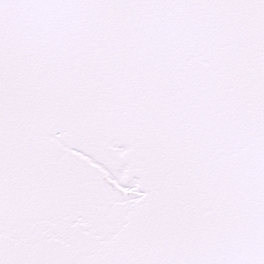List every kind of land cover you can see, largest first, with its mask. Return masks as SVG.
Returning <instances> with one entry per match:
<instances>
[{
    "label": "snow or ice",
    "instance_id": "obj_1",
    "mask_svg": "<svg viewBox=\"0 0 264 264\" xmlns=\"http://www.w3.org/2000/svg\"><path fill=\"white\" fill-rule=\"evenodd\" d=\"M0 264H264V0H0Z\"/></svg>",
    "mask_w": 264,
    "mask_h": 264
}]
</instances>
